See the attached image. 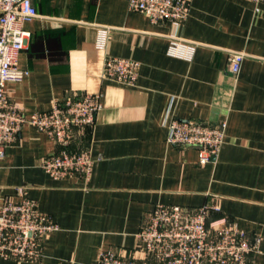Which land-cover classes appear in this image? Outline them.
I'll list each match as a JSON object with an SVG mask.
<instances>
[{"label":"crops","instance_id":"obj_1","mask_svg":"<svg viewBox=\"0 0 264 264\" xmlns=\"http://www.w3.org/2000/svg\"><path fill=\"white\" fill-rule=\"evenodd\" d=\"M38 16L19 67L29 71L9 84L10 101L26 115L85 93L101 95L93 129L76 132L73 151L88 150L89 181L55 180L40 167L61 147L26 125L8 146L0 169V201L25 187L58 229L35 263L93 264L102 251L133 254L146 215L157 205H211L259 240L248 264H264V3L190 0L182 27L153 24L128 0H32ZM193 47L171 54L172 39ZM245 59L236 76L229 57ZM109 57L140 64L134 86L104 77ZM189 57V58H187ZM172 118L226 122L217 158L199 163V150L170 145Z\"/></svg>","mask_w":264,"mask_h":264},{"label":"built area","instance_id":"obj_2","mask_svg":"<svg viewBox=\"0 0 264 264\" xmlns=\"http://www.w3.org/2000/svg\"><path fill=\"white\" fill-rule=\"evenodd\" d=\"M256 5L264 0H248ZM129 10L145 15L153 24L172 23L182 27L191 13L190 0H128ZM38 16L32 0H0V169L6 149L14 144L23 127L30 125L45 133L61 150L42 159L40 167L55 180L77 175L89 181L94 161L88 150L73 151L76 132L93 129L101 110V95L85 93L57 101L48 111L31 115L12 103L8 85L23 82L29 71L19 67V55L29 34L25 23ZM193 47L172 39L171 54L183 57ZM188 52V51H187ZM189 58V57H187ZM245 55L233 53L228 70L236 76ZM140 64L131 59L109 57L104 77L134 86ZM168 143L199 150V163L214 161L224 143L226 122L216 124L172 118L167 121ZM16 199L0 201V257L9 261L35 263L43 243L58 226L40 212L25 187L15 190ZM216 206L196 208L157 205L145 217L133 254L120 256L102 251L93 264H248L259 248V240L240 230L229 218H212Z\"/></svg>","mask_w":264,"mask_h":264}]
</instances>
